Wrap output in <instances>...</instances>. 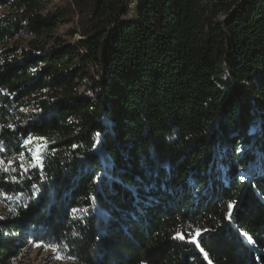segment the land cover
<instances>
[{
  "label": "trees",
  "instance_id": "1",
  "mask_svg": "<svg viewBox=\"0 0 264 264\" xmlns=\"http://www.w3.org/2000/svg\"><path fill=\"white\" fill-rule=\"evenodd\" d=\"M0 147V264H264V0H0Z\"/></svg>",
  "mask_w": 264,
  "mask_h": 264
},
{
  "label": "snow or ice",
  "instance_id": "2",
  "mask_svg": "<svg viewBox=\"0 0 264 264\" xmlns=\"http://www.w3.org/2000/svg\"><path fill=\"white\" fill-rule=\"evenodd\" d=\"M6 127L8 128H15V125L9 124ZM35 140H44L43 137L40 138H35V137H29L27 139H25L24 141V145L25 147L32 145L34 143ZM44 145H37L35 150L29 149L30 151V155H31V161L28 163L27 167H25L24 164H20V168L24 170V173L26 174L29 168L32 167H43L42 164V160H43V155H42V150H43ZM95 147V145L93 146ZM4 149L2 147H0V151H3ZM19 159L23 160L24 156L23 153H20L19 155ZM12 164L11 160H8L7 163H5L4 160H0V171L4 172V173H8L9 171L15 172L17 171V169L15 168H10V165ZM11 179V181L13 183H18V177L13 175L11 177H5V179ZM241 180L244 179V176L240 177ZM8 199H11L12 197H7ZM235 204V201L229 202L227 205L228 208V215L225 217V219L231 220V210L233 208ZM25 207H27V205H25ZM13 211V215H15V211ZM74 212L76 211L75 209L73 210ZM0 219H3V217H0ZM208 231L207 229H196L195 230V235H193L191 232H189L187 234V242L189 244H192L195 246L196 249H198L201 253L204 254V259L208 260V255L207 253L204 252V249L201 247L200 242L198 241V238L201 237L203 235V232ZM173 239H179V240H185L186 236L185 234H183L179 229L176 230L175 234L173 235ZM252 241L249 239V243H251ZM34 247H41L43 246L46 250L48 248L51 249V253L52 256L51 258L56 259V260H63V259H68V260H76L77 258L74 256H67L65 257L61 251L60 245L58 244H48L45 243L43 241L39 242V243H35L33 245ZM140 264H145V261L141 260ZM209 264H211V262H209Z\"/></svg>",
  "mask_w": 264,
  "mask_h": 264
},
{
  "label": "rangeland",
  "instance_id": "3",
  "mask_svg": "<svg viewBox=\"0 0 264 264\" xmlns=\"http://www.w3.org/2000/svg\"><path fill=\"white\" fill-rule=\"evenodd\" d=\"M71 0H48L49 2V8H55V7H61L69 3ZM135 3L133 2L131 4V8L133 9V6ZM134 13L131 12L132 16ZM80 26H79V20L77 16H74L72 19L59 23L54 31V36L59 37L60 39H63L65 41H75L80 37V33L78 32ZM241 84L239 85V87ZM243 87V86H241ZM240 87V88H241ZM245 87V86H244ZM243 87V88H244ZM37 147V146H36ZM36 147L33 149L35 150ZM257 167V165L255 166ZM1 198V197H0ZM4 206L8 209L9 204H7V201H2L0 199V210L4 209ZM35 243L28 244L22 252L12 261V264H77L73 260L63 259V260H56L51 258L52 253L51 249L48 248L47 250L41 246V247H34ZM63 253V252H62ZM65 256V254L63 253Z\"/></svg>",
  "mask_w": 264,
  "mask_h": 264
},
{
  "label": "built area",
  "instance_id": "4",
  "mask_svg": "<svg viewBox=\"0 0 264 264\" xmlns=\"http://www.w3.org/2000/svg\"><path fill=\"white\" fill-rule=\"evenodd\" d=\"M240 84H241V86H243V87L245 86V84H244V83H240ZM240 84H239V85H240ZM241 86H240V87H241ZM243 87H241V88H243Z\"/></svg>",
  "mask_w": 264,
  "mask_h": 264
},
{
  "label": "water",
  "instance_id": "5",
  "mask_svg": "<svg viewBox=\"0 0 264 264\" xmlns=\"http://www.w3.org/2000/svg\"><path fill=\"white\" fill-rule=\"evenodd\" d=\"M262 167V164H260L259 168Z\"/></svg>",
  "mask_w": 264,
  "mask_h": 264
}]
</instances>
